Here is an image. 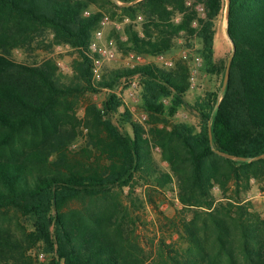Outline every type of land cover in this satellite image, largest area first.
Masks as SVG:
<instances>
[{
    "label": "trees",
    "instance_id": "1",
    "mask_svg": "<svg viewBox=\"0 0 264 264\" xmlns=\"http://www.w3.org/2000/svg\"><path fill=\"white\" fill-rule=\"evenodd\" d=\"M225 5L0 0V264H264V216L247 198L252 180L264 191V157L232 160L215 152L246 158L264 153V0H229L227 32L235 50L221 91L227 57H215L214 39ZM116 8L121 22L129 19L108 33L116 54L194 48L202 70L221 76L219 87L186 100L193 56L184 60L191 66L148 62L92 79L89 45L102 18ZM57 44L78 51L70 80L52 57H13L15 50L31 56ZM131 79L148 116L146 130L124 103ZM102 90L99 104L87 102L80 130L74 98ZM182 108L188 119L178 117ZM145 131L168 171L155 160ZM171 182L181 208L164 216L170 242L158 235L146 250L137 233L142 206L134 185L159 191ZM10 213L26 227L5 226Z\"/></svg>",
    "mask_w": 264,
    "mask_h": 264
},
{
    "label": "rangeland",
    "instance_id": "2",
    "mask_svg": "<svg viewBox=\"0 0 264 264\" xmlns=\"http://www.w3.org/2000/svg\"><path fill=\"white\" fill-rule=\"evenodd\" d=\"M114 11H115L114 15H112V12H108L106 16L102 18L106 20L105 24H103V34L105 39L108 38V33L112 27L119 28L120 26H122L123 23L128 22L129 20L127 17H124L123 21L121 22L119 20L121 19L120 9L116 8L114 9ZM140 19L141 16H138L137 20ZM193 47H196V43L194 44ZM214 47H215L216 58H226V57L228 58V56L230 55L231 44L225 33L224 17L220 18V20L218 21L217 32L214 39ZM193 49L194 48H187V47L177 48L172 52L167 53V56L172 58L173 64L176 60L181 62L183 61L184 63H187V65L191 66L192 65L191 61L190 62L184 61L185 59L182 58V54L186 52L187 54L186 59H188V56H193L192 58H194L195 55H192V52L194 51ZM30 55L31 56H25V53L22 52L21 50H15L13 53V57L18 61L29 60V62H34L52 57L53 59L56 60L60 72L64 75L63 79L70 80L71 79L70 76H72L71 63L78 58V51L74 48H71L69 45L57 44L51 50L38 49L34 51V53H31ZM131 64L132 62L126 58V54L118 52L115 55V59L105 62L103 67V73H107L112 68L128 67L131 66ZM201 66L202 64L200 62L199 65L194 64L193 69H195V71L191 69L190 78H189L190 87L186 94V100L189 102H191L197 95L202 94L204 91L217 89L219 87L221 76L211 75L203 71ZM191 77L193 78L191 79ZM122 87L123 86L121 84L117 89V91H120ZM131 91H133L132 95H130ZM105 92L106 91L102 90L100 93L93 94L92 96L90 95V93L81 92V94L78 97L74 98L75 99V103H73L74 116L77 120L80 121L81 124V126L79 127L80 130H85L84 129L85 121L83 117L87 102H89V100H94L99 104L100 100L104 97ZM122 95L124 98L125 105L132 114L133 120L141 123L146 130L147 129L146 122L148 120V116L147 113L139 107V98H138V91H137V85L135 79L129 80L126 88L123 89ZM190 116H191L190 113L184 108L179 110V114H178L179 118L188 119ZM160 126H162V124H160ZM143 135L144 137L149 139L150 148L152 150V154L155 160L159 163L160 167L164 171H168L169 167L167 165V162L162 160L160 157L159 146L153 144L152 141H150L147 131H145ZM134 186H135L134 189L135 195L133 196L137 198V202H139V205L141 204L142 206L140 207L139 211H137L138 212L137 214H139L140 217V220L137 221V226H138L137 233L142 242V245L145 247L146 250H149L151 240L153 239V242L155 243L158 239L157 238L158 235L164 236L166 240L170 242L169 234L172 228H171V224L165 220L164 216L172 217L176 213V210L181 208V204L176 197L175 183L171 182L166 188L159 191L153 189L147 190L146 186H143L140 183ZM213 191L216 192V187L213 188ZM123 192H124L123 193L124 196L122 197H124L125 201L128 202L125 197V194L128 193V188L126 187ZM148 195H150L151 199L154 200L152 203H150V201L147 199ZM247 198L251 201L253 208L259 211L262 216H264V191H261L259 189V184L257 181L252 180L251 188L247 193ZM2 222L5 226H8L11 229H15V230H17L22 224L24 227H26L22 219L19 216H15L13 213H10L7 219L2 220ZM175 239H176V235H173V239H171V243ZM26 254L33 256V258L36 257L35 250H29L28 252H26ZM42 258L43 257L39 255L38 259L41 260Z\"/></svg>",
    "mask_w": 264,
    "mask_h": 264
},
{
    "label": "built area",
    "instance_id": "3",
    "mask_svg": "<svg viewBox=\"0 0 264 264\" xmlns=\"http://www.w3.org/2000/svg\"><path fill=\"white\" fill-rule=\"evenodd\" d=\"M199 10H203L202 7L198 6ZM84 14H87V11H84ZM106 20H101V27L97 29L94 33L93 40L89 45V50L91 53L95 54L92 58V79L99 80L103 74V67L105 62L111 61L115 59L116 55V46L113 39H105L103 34V24H105ZM187 54L184 52L182 54V58L186 59ZM126 58L132 62L131 66L137 64H145L148 62H156L162 66L170 67L173 65L172 58L168 57L165 54H157L155 56H146L143 54H137L135 52L129 51L126 54ZM193 62L195 65H199L201 62V58L198 56H194ZM195 71V69H193ZM193 77H191L192 79ZM130 92V95H132Z\"/></svg>",
    "mask_w": 264,
    "mask_h": 264
},
{
    "label": "water",
    "instance_id": "4",
    "mask_svg": "<svg viewBox=\"0 0 264 264\" xmlns=\"http://www.w3.org/2000/svg\"><path fill=\"white\" fill-rule=\"evenodd\" d=\"M228 13H229V0H226L225 11H224L225 33H226V36H227V38H228V40H229V42L231 44V52H230V55L227 58L225 71H224L223 82H222V85H221V91L226 86V83H227V80H228V77H229L230 62H231V58H232V55H233L234 50H235V45H234L233 41L231 40V38L229 37L228 32H227V16H228ZM208 132H209V138L211 139V131H210V129H209ZM215 152L217 154L225 157V158H229V159H232V160H256V159L264 157V153L260 154V155L253 156L251 158H246V157L237 156V155H234V154L222 151V150H218V149H215Z\"/></svg>",
    "mask_w": 264,
    "mask_h": 264
}]
</instances>
